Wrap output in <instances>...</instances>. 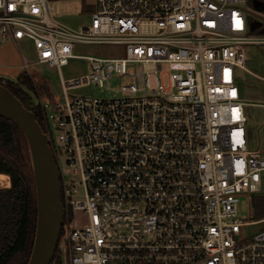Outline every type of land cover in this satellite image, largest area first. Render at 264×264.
<instances>
[{
    "label": "built area",
    "instance_id": "2783aa9c",
    "mask_svg": "<svg viewBox=\"0 0 264 264\" xmlns=\"http://www.w3.org/2000/svg\"><path fill=\"white\" fill-rule=\"evenodd\" d=\"M248 2L96 0L89 25L73 30L45 0H0V43L28 39L36 64L57 71L90 62L87 74L61 81V99L28 103L61 188L51 264H264V230L242 237L264 220L237 215L239 196L258 194L264 172V155L248 149L236 76L246 47L263 42L248 31ZM78 45L121 56L77 57ZM112 79L124 98L69 94Z\"/></svg>",
    "mask_w": 264,
    "mask_h": 264
},
{
    "label": "rangeland",
    "instance_id": "374dc122",
    "mask_svg": "<svg viewBox=\"0 0 264 264\" xmlns=\"http://www.w3.org/2000/svg\"><path fill=\"white\" fill-rule=\"evenodd\" d=\"M51 6L50 16L63 27L76 30L87 27L91 15L95 11L96 0H45ZM248 16V31L258 27L264 32V12L258 11L253 6L244 5ZM263 42L248 45L245 51V71H237V83L240 89L241 99L246 106L244 113L247 119L246 130L248 135V149L257 150L264 155V37L258 38ZM17 49L9 41L0 43V69L7 74L0 73V79L15 81L23 73V64L28 69L49 83L50 93L54 98L61 99V81L74 79L89 72L90 62L86 59H73L57 71L46 65L36 64V55L33 43L28 39L16 42ZM120 49L114 46H84L78 45L74 49V55L84 58L118 59L121 56ZM120 82L112 79L103 87L90 85L89 87L71 91L70 95L93 97L100 100L124 98L119 93ZM30 94V93H29ZM31 101L38 103V98L32 94ZM41 102L46 103L43 99ZM9 181V180H7ZM262 183V185H261ZM8 188H0L4 190ZM264 196V172L260 175V192L256 195H241L237 206L238 219L243 223L257 222L253 218L252 199ZM74 217L81 222L85 216L79 212ZM264 230V221L256 225H250L242 229V237L248 238Z\"/></svg>",
    "mask_w": 264,
    "mask_h": 264
},
{
    "label": "trees",
    "instance_id": "16d2710c",
    "mask_svg": "<svg viewBox=\"0 0 264 264\" xmlns=\"http://www.w3.org/2000/svg\"><path fill=\"white\" fill-rule=\"evenodd\" d=\"M249 0L248 6H253ZM264 12V11H263ZM251 36L262 38L261 28H254ZM23 107L31 111L42 128L39 109L29 107L30 94L54 102L49 83L34 72L21 73L15 81L0 79ZM30 93V94H29ZM9 179V181H7ZM0 264H27L35 229L36 201L30 158L25 139L11 122L0 118ZM253 218L264 220V196L252 199Z\"/></svg>",
    "mask_w": 264,
    "mask_h": 264
},
{
    "label": "water",
    "instance_id": "95a60500",
    "mask_svg": "<svg viewBox=\"0 0 264 264\" xmlns=\"http://www.w3.org/2000/svg\"><path fill=\"white\" fill-rule=\"evenodd\" d=\"M252 3L254 9L264 11V4L257 0H253ZM0 118L11 122L20 130L30 158L36 218L27 264H51L63 219L61 188L53 155L33 113L26 110L21 102L2 86H0Z\"/></svg>",
    "mask_w": 264,
    "mask_h": 264
},
{
    "label": "crops",
    "instance_id": "0c3cea01",
    "mask_svg": "<svg viewBox=\"0 0 264 264\" xmlns=\"http://www.w3.org/2000/svg\"><path fill=\"white\" fill-rule=\"evenodd\" d=\"M11 42H9V44H10ZM16 49H17V45L15 46L13 43H11ZM0 73H2V74H7L6 72H4V70H1L0 69ZM246 133H247V130H246ZM247 139H249L248 138V135H247ZM252 151H257V150H252ZM261 185H262V183H261Z\"/></svg>",
    "mask_w": 264,
    "mask_h": 264
},
{
    "label": "flooded vegetation",
    "instance_id": "af4514ba",
    "mask_svg": "<svg viewBox=\"0 0 264 264\" xmlns=\"http://www.w3.org/2000/svg\"><path fill=\"white\" fill-rule=\"evenodd\" d=\"M253 1V0H252ZM258 2H261V4H264V0H257Z\"/></svg>",
    "mask_w": 264,
    "mask_h": 264
}]
</instances>
